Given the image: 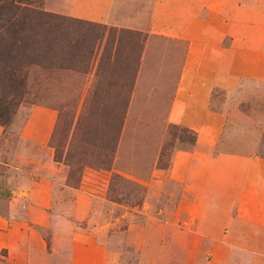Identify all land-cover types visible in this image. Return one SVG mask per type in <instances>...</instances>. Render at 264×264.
I'll use <instances>...</instances> for the list:
<instances>
[{
  "label": "rangeland",
  "instance_id": "obj_1",
  "mask_svg": "<svg viewBox=\"0 0 264 264\" xmlns=\"http://www.w3.org/2000/svg\"><path fill=\"white\" fill-rule=\"evenodd\" d=\"M27 2L28 5L18 0H0V18L12 16L15 8L21 11L31 7L122 30L120 36L112 32L106 34L109 44L99 45L102 49L105 47L103 59L101 51L102 55L94 56L92 62L71 68L69 65L74 63L68 58L66 63L61 62L63 66L56 68L60 63L55 62L56 59L47 61L39 49L34 57L38 64L25 67L16 77H25L28 93L19 103L10 104L14 112L7 108L4 116L9 121L0 124V216L8 220L10 187L13 188L20 176L30 174L45 179L50 190L45 224L30 222L35 224L33 228L42 245L34 264H224L226 254L219 247L214 249L211 244L198 242L191 233L183 231L181 215L175 210L179 186L168 179H162V184L156 183L153 172L158 167L141 182L134 174L126 171L115 174L107 164H100L107 157L112 159L115 149L122 154L130 152L133 145L130 129L136 124L159 132L164 122L171 123L168 111L172 102L169 99L183 71L188 39L174 40L160 33H148L145 27H141L143 31L127 27L131 23L119 18L118 10L123 17L134 19L143 12L136 0H124L122 6L114 0L113 5H105V9L101 8L100 0L90 1L93 9L87 14L75 5L78 0ZM238 5L233 8L224 5L220 14H216L218 5H198L191 15L197 24L211 18L218 20L215 16L222 14L224 22H237L238 18L243 30L235 37L238 53L256 63L261 62L264 60V0H239ZM244 10L249 15L240 18ZM160 29L155 27V30ZM250 35L256 41H251ZM72 36L79 41L75 34ZM224 41L226 46L232 44L228 37ZM247 41L250 43H245ZM50 57L56 56L51 54ZM128 66L138 70L135 79L138 88L134 91L130 86L134 77L131 70L125 69ZM186 76L189 77L188 73ZM263 79V75L256 74L248 89L234 93H241V103L236 107L248 114L246 119L251 126L261 124L258 113L264 111ZM162 93L167 100L161 98ZM128 97L130 107L125 109ZM138 100L142 101V106L136 104ZM146 103L151 104L147 107ZM229 103L224 89L213 88L212 109L227 107ZM7 105L3 102L1 107ZM123 115L127 123L122 129L111 131L109 117L112 116L117 124L118 116ZM99 118L104 120L102 125H96ZM43 124L45 144L35 141L37 139L30 133L39 132ZM161 134L167 135L165 130ZM262 141L258 150L264 155V135ZM111 146L115 149L107 152ZM226 147L232 149L230 145L221 146ZM55 150L65 161L54 160ZM193 150L208 151L202 146ZM174 152L171 150L163 157L161 164L171 163L170 155ZM70 173L82 184L70 182ZM241 247H247L250 253L236 249V255L227 264H264V246ZM6 257V251L1 249L0 264H9Z\"/></svg>",
  "mask_w": 264,
  "mask_h": 264
},
{
  "label": "crops",
  "instance_id": "obj_2",
  "mask_svg": "<svg viewBox=\"0 0 264 264\" xmlns=\"http://www.w3.org/2000/svg\"><path fill=\"white\" fill-rule=\"evenodd\" d=\"M78 1L75 5L86 14L93 9L90 1L96 2ZM100 1L101 8L114 3V0ZM123 2L118 0L119 6ZM135 3L143 12L134 19L123 17L118 10L119 18L131 23L127 27L141 31L145 27L148 33L188 39V55L168 116L171 123L196 131L199 146L208 149L175 151L169 168L155 169L153 180L162 184V179H168L179 186L175 210L181 215L183 231L191 233L198 242L211 244L214 249L219 247L226 254L224 264H227L236 255V249L250 253L241 246H264V155L258 150L263 145L264 111L258 113L261 124L251 126L246 119L248 114L236 107L241 103V93L234 94L248 89L254 75L264 76V60L256 63L238 53L235 37L243 31L238 18L237 22H224L222 14L215 16L218 20L211 18L197 24L191 15L198 5H218L216 14H220L224 5L240 6L239 0H136ZM247 15L244 10L239 17ZM157 26L160 31L155 30ZM226 37L232 42L229 46L224 41ZM250 39L256 41L251 35ZM187 73L189 77H185ZM215 87L226 91L228 108H211L210 96ZM44 124L37 133L29 130L41 144L46 140ZM228 144L232 149L221 148ZM45 183L44 178L24 174L10 187L8 220L0 216V250L6 251L9 264H34L41 250L40 236L30 222L45 224V209L50 203V190Z\"/></svg>",
  "mask_w": 264,
  "mask_h": 264
},
{
  "label": "trees",
  "instance_id": "obj_3",
  "mask_svg": "<svg viewBox=\"0 0 264 264\" xmlns=\"http://www.w3.org/2000/svg\"><path fill=\"white\" fill-rule=\"evenodd\" d=\"M18 2L26 5L29 4L27 0H18ZM71 31L74 32L73 34L76 35L79 41L72 36ZM111 32L116 36H120L122 30L110 28L105 23L87 21L85 19L64 16L31 7H26L21 11L15 8L14 14L10 17H4L2 15L0 18V95L2 96L0 98V124L5 125L9 121L4 116L7 113V108H12L10 111L14 112V106L10 104L19 103L21 97L28 93L27 86L24 83L25 77L23 79H16V77L18 76V72L25 69V67L28 69L31 65L38 64V62H35L36 59L34 57L39 53L37 52L39 49L44 54V59L47 58V61L51 59L54 61L56 59L55 62L60 63L59 65H55L56 68L63 66L61 62L66 63L68 58L74 63L70 64L69 67L75 68L80 63L92 62L93 57L101 56L102 52L104 53L101 57L102 59L105 58V47L102 49L99 45L102 42L104 46L109 44L106 34ZM160 36L184 41V39L174 38L172 36ZM43 38L47 41H44ZM65 52L68 54L65 55ZM51 54L56 57H50ZM86 54H89L91 57L85 56ZM134 67L136 68L137 65ZM134 67L131 68L128 66L125 68L126 70H131V74L134 77L130 85L132 91L138 88L135 80L136 75H138V70ZM117 80L119 81V79ZM125 85L123 84V86ZM115 86L119 87L120 83H115ZM147 90L149 91V86H147ZM175 90L176 87L170 96V103L173 101ZM161 98L167 100L164 93H162ZM3 102L8 104L7 107H1ZM130 102L131 99L128 97L125 109L126 107H130ZM136 104L142 106L143 103L138 100ZM150 104L146 103L147 107ZM114 106L116 108V103H114ZM168 112L162 115L167 117ZM125 115L118 116L117 121L119 124L118 122L116 124V120L112 116L109 117L108 123L111 124V131H117L124 127V123H127ZM108 116L105 115L104 117ZM103 121L99 118L96 125H102ZM161 126L162 128H160L159 132L156 129L154 130L151 127L146 128L140 124L131 127L130 132L132 134L131 140L133 145L130 152L122 154L120 150L111 146L107 152H112L115 149L112 152V159L107 157V159L101 160L100 164H107V168H111L115 174H118L119 171L134 174L142 182L150 177L154 167L161 169L169 168L171 163L161 164V161L163 157L168 156L171 150L190 151L199 147L200 142L196 131L193 129L184 125L166 122ZM163 130L166 131V136L161 134ZM127 133H125L126 136ZM54 160L59 162L65 161L57 150L54 153ZM68 180L76 185L82 184L79 180H75L73 173L69 174Z\"/></svg>",
  "mask_w": 264,
  "mask_h": 264
}]
</instances>
